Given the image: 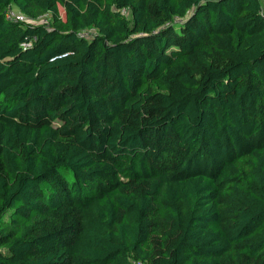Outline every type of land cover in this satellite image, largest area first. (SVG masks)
<instances>
[{
    "label": "trees",
    "instance_id": "trees-1",
    "mask_svg": "<svg viewBox=\"0 0 264 264\" xmlns=\"http://www.w3.org/2000/svg\"><path fill=\"white\" fill-rule=\"evenodd\" d=\"M0 264H264V0H0Z\"/></svg>",
    "mask_w": 264,
    "mask_h": 264
},
{
    "label": "rangeland",
    "instance_id": "rangeland-1",
    "mask_svg": "<svg viewBox=\"0 0 264 264\" xmlns=\"http://www.w3.org/2000/svg\"><path fill=\"white\" fill-rule=\"evenodd\" d=\"M13 10L14 11H16V12H19V10L17 9V8H15V7H13ZM59 11H60V13H61V15L63 16L64 15V10H63V8L61 7V6H59ZM26 17V16H25ZM27 18V20L25 21V24H32V25H42V24H46L45 22H46V19H44L43 17H41V18H37V19H31V18H28V17H26ZM89 35L90 34V32H85V35Z\"/></svg>",
    "mask_w": 264,
    "mask_h": 264
},
{
    "label": "built area",
    "instance_id": "built-area-1",
    "mask_svg": "<svg viewBox=\"0 0 264 264\" xmlns=\"http://www.w3.org/2000/svg\"><path fill=\"white\" fill-rule=\"evenodd\" d=\"M6 17L10 20L23 22V23L27 20L24 14H22L20 11L19 12L14 11L13 8L8 9V11L6 12Z\"/></svg>",
    "mask_w": 264,
    "mask_h": 264
}]
</instances>
